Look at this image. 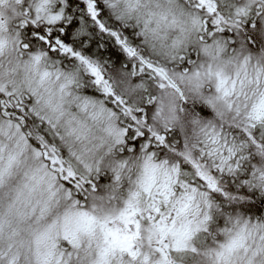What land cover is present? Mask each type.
Segmentation results:
<instances>
[{"label":"rangeland","instance_id":"rangeland-1","mask_svg":"<svg viewBox=\"0 0 264 264\" xmlns=\"http://www.w3.org/2000/svg\"><path fill=\"white\" fill-rule=\"evenodd\" d=\"M28 1L7 0V16L0 14V264L14 259L23 264H175L172 254L182 251L193 255L184 261L187 264H238L229 255L249 254L241 235L245 228L222 235V245L199 235L212 212L205 195L213 186H192L183 179L177 149L155 152L148 135L152 133L150 124L143 136L127 120L118 121L113 110L77 97L72 88L75 74L55 69L36 40L21 32L58 22L60 3L33 0L31 7L24 8ZM109 1L121 15L136 18L158 49L165 47L166 54L164 50L158 53H164L172 63L178 52L172 47L186 51L193 46L194 28L202 25L208 47L197 48L200 57L187 66L190 69L182 68L172 77L185 87L190 81L197 96L205 95L217 112V120L205 117L198 126L189 118V131L176 125V134L183 140L192 136L191 131L202 133L200 143L209 150L198 154L192 165L213 176V189H218L223 168L244 159L241 148L231 140L229 125L245 123L250 129L254 123L260 127L258 122L264 123V0L231 4L237 16L243 15L242 20L250 7L257 10L255 16L259 14L250 31L257 44L251 47L245 44L249 29L237 25L236 34L227 27L221 28L227 36L211 37L221 21L216 18L213 0H189L193 1L192 15L177 0ZM234 20L232 26L240 24V19ZM195 36L199 43V36ZM158 64L162 70L169 66ZM83 65L89 77L101 80L96 65L86 60ZM180 74H187L188 80ZM102 86L111 90V84ZM122 88L134 90L128 83ZM24 100L31 103L33 117L38 116L59 133L58 142L64 145L62 152L69 161L61 155L44 154L43 142H38L40 149L36 151L37 145H28L16 122L7 119L10 113L2 104ZM117 102L124 104L125 100ZM147 116L127 117L159 124L172 119ZM128 129L133 132L126 140ZM214 145L221 153H215ZM192 149L188 144L184 153ZM256 151L257 165L250 164L249 171L264 182V150ZM230 214L227 210L221 213L224 223L229 222ZM120 224H134L135 236L122 234ZM254 232L251 229L246 234L250 238ZM257 253L260 258L254 264H264V251Z\"/></svg>","mask_w":264,"mask_h":264},{"label":"trees","instance_id":"trees-1","mask_svg":"<svg viewBox=\"0 0 264 264\" xmlns=\"http://www.w3.org/2000/svg\"><path fill=\"white\" fill-rule=\"evenodd\" d=\"M177 1L181 2L185 11L187 10L192 15L193 12L190 8L193 1ZM237 1L213 0L216 18L221 21L218 22L214 31L215 35L211 37L227 36L226 32L221 33V28L228 27L234 32L235 25H237L242 30L243 28L249 29L245 44L251 47L255 44L251 43L250 36L252 34L250 31L255 28L256 24L254 23H257L259 14L255 16L257 10L255 11L250 7L244 14L246 15L245 19L242 20L243 15L237 16V11L231 8V4L237 3ZM58 3H60L61 11V18L58 22L50 27L39 25L38 32L32 26V28H24L22 34L33 36L38 43L40 52L52 59L55 69L63 74L69 72L75 74L72 88L77 97L95 101L113 110L118 121L127 120L128 124L136 126V131L143 136L147 135L146 131L149 132L147 127L150 124L152 133H149L150 137H148L152 142V149L158 154L165 148L177 149L181 153L179 165L184 164L183 179L191 183L192 186L197 185V183L191 182L194 172L187 166H192L194 159L199 157L198 154H205L209 147L202 146L200 139L194 141L191 135V137L181 140L176 134V125H181L184 130L189 131V118L192 123L202 126L203 124L200 122L205 120V117L213 122L217 120V112L210 107L205 95L203 96L204 100L197 96L190 81H186L185 87L173 77H175L174 73L182 68L190 69L187 66H190L192 61L195 62L200 57L197 48L202 50V48L208 47V45L205 46L208 44V40L204 41L202 25L200 24L199 28L195 26V31L192 33L195 46L190 45L186 51H181L177 45L172 47L173 51L178 49L177 57L172 63L166 59L165 47L158 49L155 40L151 39L147 31L137 22V19L125 14L121 15L120 11L112 6L111 1L58 0ZM32 4L33 0H29L24 8L31 7ZM234 19H240V24L236 23L232 26L231 21ZM252 24L254 25L252 26ZM236 33L238 32L233 34ZM195 34L197 37L199 36V43ZM200 35L202 36L201 41L199 40ZM211 43L212 40H210L209 45ZM163 50L165 54L158 53L164 52ZM83 60L97 66L102 75L100 81L88 76V70L84 67ZM158 62L169 66H165L162 70ZM161 71L170 76L177 84L179 91L167 83L162 77ZM186 75L180 74L182 79L188 80ZM105 83L111 84V90L104 89L102 85ZM125 83H128L134 90L129 92L123 89L122 86ZM162 85L164 87H160ZM112 93H114V97ZM120 99L125 100V103L117 102ZM2 105L5 106L4 110L9 113L19 110L17 108L18 103L11 105L3 103ZM129 114L148 115L150 118L162 115L163 117H172V119L163 120L160 124L152 119L151 122L141 118L130 121L127 117ZM20 115L23 117L21 121L14 119L13 114H10L7 119L16 122L28 145L31 144L33 148L35 147L33 144L37 145V151L40 149L38 142H43L44 154L50 156L51 153L50 157L61 155L69 161L67 155L62 152L65 149L64 145L58 142V132L52 131L49 124L39 119L38 116L30 121L24 119L27 118L25 114ZM260 122L262 121L258 123L263 127L254 123L252 124L254 128L250 129L245 123H238V126L236 124L229 125L232 126L233 136L231 140L235 142L236 147L241 148L244 159H240V161L236 159L234 165L229 169L223 168V173L231 170L234 179L228 176L225 179L226 175L220 176L221 186L218 189H210L205 195L207 200L212 203H209V207L212 206V212H210L205 229L199 233L200 238H209L214 241L215 245L217 243L222 245L224 243L222 235L229 234L230 231L237 234L242 228H245V233L243 232L241 235L243 246L249 249V254L243 256L242 253L236 252V254L231 253L229 255V259L234 257V261H237L238 264H254L260 258V253H257V250L262 249L264 251V182L252 170L249 171L250 164L257 165L258 160L254 157L257 153L256 150L259 148L264 150V123ZM132 132L128 129L127 134H125L126 140H129ZM188 144H191L193 149L189 153H184ZM214 148L216 154L221 153L218 145H214ZM238 151L240 155V150ZM243 163L244 165L241 167ZM72 171H74L73 168ZM74 172L76 173V171ZM179 173L181 174L180 167ZM254 185L261 188L257 189ZM225 210L227 213H231L227 224L224 223L221 215ZM251 229L255 232L249 238L246 233H249ZM178 254L173 253L171 256L175 264H187L184 261L193 258L189 251L178 252ZM9 262L7 263L23 264L17 259L9 260Z\"/></svg>","mask_w":264,"mask_h":264},{"label":"bare ground","instance_id":"bare-ground-1","mask_svg":"<svg viewBox=\"0 0 264 264\" xmlns=\"http://www.w3.org/2000/svg\"><path fill=\"white\" fill-rule=\"evenodd\" d=\"M23 35H25V34H23ZM25 37L28 39V38H32V40H34V38H33V36H26L25 35ZM26 39V40H27ZM251 43L252 44H257V43H255V41L252 39L251 40ZM32 106H31V103L29 102V100H24L23 102H21L20 104H18V109L19 110H17L16 112H10V114L12 115L13 114V117H14V119H16V120H23V117L20 115V114H25V116L27 117V118H24V119H28V120H34V118L35 117H33L32 116V113H33V109L31 108ZM32 109V110H31ZM19 111V112H18ZM17 113H19V114H17ZM147 117H149V116H147ZM191 133H192V136L194 137V139H200L201 140V138H202V133H195V132H193V131H191ZM203 137H204V135H203ZM203 143V142H202ZM135 147H137V146H135ZM140 147V146H139ZM141 148V147H140ZM187 166V165H186ZM228 174V175H227ZM224 175H227L228 177H230L231 179H234V175H233V172L231 171V170H227V172H225V173H223L222 174V176H224ZM226 179V178H225ZM257 182V181H256ZM255 186V188H257V189H260L261 187L260 186H258V185H254Z\"/></svg>","mask_w":264,"mask_h":264},{"label":"flooded vegetation","instance_id":"flooded-vegetation-1","mask_svg":"<svg viewBox=\"0 0 264 264\" xmlns=\"http://www.w3.org/2000/svg\"><path fill=\"white\" fill-rule=\"evenodd\" d=\"M6 1L7 0H0V14H4V16H7V12L4 13L7 10ZM179 167H180L181 175L183 176L184 164L181 163ZM187 167L191 169L192 172H194V177L191 180V182L195 184L197 183V185L199 183H203V184H207V186L209 187L211 186H213V188L215 187L212 178L213 176L211 177L209 174H207L200 166L198 167V165L194 164L192 166L188 165ZM118 227L122 229L124 226H118Z\"/></svg>","mask_w":264,"mask_h":264},{"label":"water","instance_id":"water-1","mask_svg":"<svg viewBox=\"0 0 264 264\" xmlns=\"http://www.w3.org/2000/svg\"><path fill=\"white\" fill-rule=\"evenodd\" d=\"M162 76L164 77V79L168 82V84H170L173 87H176V85L171 81V79L163 72H161Z\"/></svg>","mask_w":264,"mask_h":264}]
</instances>
